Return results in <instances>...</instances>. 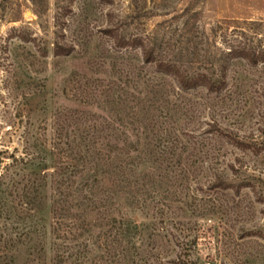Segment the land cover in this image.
I'll return each instance as SVG.
<instances>
[{"label": "rangeland", "instance_id": "374dc122", "mask_svg": "<svg viewBox=\"0 0 264 264\" xmlns=\"http://www.w3.org/2000/svg\"><path fill=\"white\" fill-rule=\"evenodd\" d=\"M106 29L141 37L191 74L216 75L228 63L222 91L179 97L190 111L178 123L197 129L194 140L208 154L194 160L188 180L164 184L159 225L171 233L166 247L184 262L264 264V61L228 55L264 49V0H0V151L16 147L20 155L27 120L38 131L41 119L69 104L78 83L93 94L129 65L153 75L138 49L119 47ZM56 42L72 45L71 54L54 56ZM209 119L247 146L200 134ZM9 160L2 157L0 174ZM216 171L241 188L211 187ZM34 220L49 241V202Z\"/></svg>", "mask_w": 264, "mask_h": 264}, {"label": "trees", "instance_id": "16d2710c", "mask_svg": "<svg viewBox=\"0 0 264 264\" xmlns=\"http://www.w3.org/2000/svg\"><path fill=\"white\" fill-rule=\"evenodd\" d=\"M105 32L119 47L138 49L143 63L153 64V75L129 65L93 94L78 83L69 104L41 119L38 131L27 120L20 155L16 147L0 151V162L10 159L0 174V264H197L166 247L171 233L159 225V196L164 184L188 180L194 160L208 154L194 140L197 129L178 123L190 111L179 97L197 88L222 91L228 63L216 75L191 74L141 37ZM72 50L56 42L53 55ZM228 55L251 64L264 61V49L238 47ZM205 125L200 134L247 146L215 120ZM212 178L211 187L241 188L222 172ZM46 201L49 241L34 220Z\"/></svg>", "mask_w": 264, "mask_h": 264}]
</instances>
